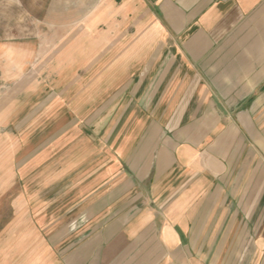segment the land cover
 Returning a JSON list of instances; mask_svg holds the SVG:
<instances>
[{
    "label": "crops",
    "instance_id": "1",
    "mask_svg": "<svg viewBox=\"0 0 264 264\" xmlns=\"http://www.w3.org/2000/svg\"><path fill=\"white\" fill-rule=\"evenodd\" d=\"M0 169L47 264H264V0H0Z\"/></svg>",
    "mask_w": 264,
    "mask_h": 264
},
{
    "label": "rangeland",
    "instance_id": "2",
    "mask_svg": "<svg viewBox=\"0 0 264 264\" xmlns=\"http://www.w3.org/2000/svg\"><path fill=\"white\" fill-rule=\"evenodd\" d=\"M42 184L40 199L27 198L20 203L15 186L3 199V182L0 183V264H47L49 256L54 253L49 246L52 233L68 218L64 211L80 202L77 198L81 194L87 193L84 190L80 192L78 184L73 188L62 182ZM37 189L30 185L22 192L31 196ZM66 195L67 199L64 198Z\"/></svg>",
    "mask_w": 264,
    "mask_h": 264
}]
</instances>
